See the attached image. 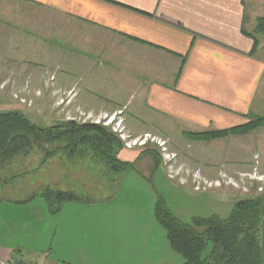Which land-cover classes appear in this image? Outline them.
Returning a JSON list of instances; mask_svg holds the SVG:
<instances>
[{
    "label": "rangeland",
    "instance_id": "rangeland-1",
    "mask_svg": "<svg viewBox=\"0 0 264 264\" xmlns=\"http://www.w3.org/2000/svg\"><path fill=\"white\" fill-rule=\"evenodd\" d=\"M244 9V28L250 34L256 19L264 16V0H244ZM27 18L34 19L27 23ZM48 20L50 26H46ZM59 20L14 2L0 13V81H5L0 90V113L18 110L39 127L69 120L101 124L120 138L124 149L131 144L130 149L142 154L124 174H112L90 157L69 159L58 153L43 161L44 154L38 149L27 159L15 158L0 173L4 180L10 179L0 188L2 206H8L18 190L32 189L35 200L27 212L2 208L1 228L6 235L12 232L3 235V240L17 245V254L41 263L183 264L155 219L156 203L163 200L177 220L190 224L196 217L226 218L237 201L263 195L264 127L211 141L191 132L185 137L177 134L171 139L175 146L165 148L166 142L145 140L147 135L130 138L122 112L113 117L77 116L75 108L67 106L72 104L74 91H61L62 78L74 82L78 75L70 49L74 48L75 28L71 22ZM256 39L258 48L253 55L264 64V39L258 35ZM256 113L264 115V100ZM145 150L159 154L158 167ZM62 175L71 181H95L99 192L91 195L73 188L76 195L91 202L66 203L60 212L49 214L41 193L46 186L61 190Z\"/></svg>",
    "mask_w": 264,
    "mask_h": 264
},
{
    "label": "crops",
    "instance_id": "crops-1",
    "mask_svg": "<svg viewBox=\"0 0 264 264\" xmlns=\"http://www.w3.org/2000/svg\"><path fill=\"white\" fill-rule=\"evenodd\" d=\"M13 2L74 25L70 49L78 75L74 82L61 79L62 92L74 91L67 106L80 117L122 112L132 139L147 135L168 148L177 134L242 126L257 116L264 100V64L255 59L253 42L243 33L244 0H0V13ZM4 84L0 81V90ZM140 151L123 149L119 159L132 163ZM92 182L63 177L60 191L95 195L99 189ZM32 193L18 190L10 206L0 199V215L8 207L27 212L35 200ZM1 227L0 264L14 256L27 264H65L22 257L17 245L3 240Z\"/></svg>",
    "mask_w": 264,
    "mask_h": 264
},
{
    "label": "trees",
    "instance_id": "trees-1",
    "mask_svg": "<svg viewBox=\"0 0 264 264\" xmlns=\"http://www.w3.org/2000/svg\"><path fill=\"white\" fill-rule=\"evenodd\" d=\"M243 33L253 42V54L258 48L256 36L264 39V16L256 19L252 33ZM264 127L263 116H251L249 121L228 130L195 134L208 141L230 135H244ZM35 149L44 154L43 161L61 153L69 159L90 157L100 162L112 174H124L132 163L121 161L117 155L124 149L120 138L101 124L59 122L51 127L34 125L18 110L0 113V173L17 157H27ZM158 167L159 154L145 150ZM142 154V153H141ZM0 175V186L8 183ZM41 196L49 214L60 212L69 202L86 203L78 195L46 187ZM264 213V194L237 201L226 218L211 215L196 217L190 224L181 223L165 206L156 203L155 219L166 231L173 251L184 259L183 264H262L260 256V224Z\"/></svg>",
    "mask_w": 264,
    "mask_h": 264
},
{
    "label": "water",
    "instance_id": "water-1",
    "mask_svg": "<svg viewBox=\"0 0 264 264\" xmlns=\"http://www.w3.org/2000/svg\"><path fill=\"white\" fill-rule=\"evenodd\" d=\"M260 256L261 263L264 264V213L260 224Z\"/></svg>",
    "mask_w": 264,
    "mask_h": 264
},
{
    "label": "built area",
    "instance_id": "built-area-1",
    "mask_svg": "<svg viewBox=\"0 0 264 264\" xmlns=\"http://www.w3.org/2000/svg\"><path fill=\"white\" fill-rule=\"evenodd\" d=\"M146 136H145V140H146ZM144 142H141L140 144H143ZM135 144V143H133ZM139 144V145H140ZM164 143H159V146L160 147H163ZM126 147L130 149L131 147V144H126ZM7 264H27L25 261H23L21 258H19L18 256H14L12 258H10L7 262Z\"/></svg>",
    "mask_w": 264,
    "mask_h": 264
}]
</instances>
